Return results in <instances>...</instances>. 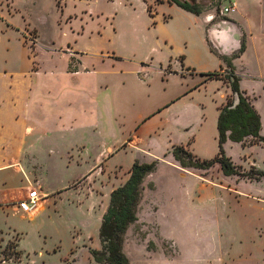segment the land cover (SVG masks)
<instances>
[{"label": "rangeland", "instance_id": "374dc122", "mask_svg": "<svg viewBox=\"0 0 264 264\" xmlns=\"http://www.w3.org/2000/svg\"><path fill=\"white\" fill-rule=\"evenodd\" d=\"M188 1L198 5L203 16L213 15L210 23L216 31L225 24L237 28L239 36L235 37L240 39V45L224 56L236 66L243 80L241 87L262 116L264 135V0H237L236 10L228 15L220 12L228 0ZM187 13L169 0H0V30H4L1 41L4 39L13 49L23 44L29 55L40 57H45L51 48L61 47L68 51L75 48L79 55L85 53L89 62L99 61L98 55L116 56L117 67L125 71L118 75L120 105L127 97L131 101L137 98L139 105L138 97L146 89L151 97L145 105L151 108L160 95L175 93L180 87L179 78L168 81L159 72L169 67L170 60L174 64L176 58L184 56L178 42L185 37L194 40L187 49L189 59L183 60L184 68H195L190 60L194 57L192 47L200 40ZM183 26L190 28L184 38L180 30ZM166 34L177 39L176 45L165 42ZM242 43L247 44V49L241 55ZM212 49L215 57L205 64L211 72L219 69L218 54L222 56L213 45ZM76 57L71 60L72 67L78 64ZM138 59L151 65L150 77L140 74L150 79L151 88L140 86L132 73L138 69L134 64ZM179 64L181 68L180 61ZM222 64L226 70L218 72L226 76L230 68L225 60ZM226 90L220 81H209L195 96L200 105H184L171 113V124L176 127L171 138L175 144L180 145L191 131V138L200 137L197 148L210 154V147L207 150L205 145H217L219 140L218 109ZM170 126L161 137L169 134ZM118 127L120 145L124 138L136 136L135 128L130 133L128 120L120 119ZM138 144L145 147L144 137L140 136ZM162 147V140L149 145L156 153ZM223 147L239 174L226 175L219 162L188 172L158 160L156 170L142 183L138 205L141 217L125 234L123 249L132 264H264V177L258 179L256 174V169L264 170V144L259 140L249 139L243 144L228 139ZM132 153L139 156L140 162L149 161L142 151L122 148L108 162L112 168L122 166L119 177H124L130 168ZM27 162L31 182L50 195L40 201L34 217L16 205L25 197V190L15 191L0 205V264H101L94 259L92 249L101 248V213L108 206L98 188L102 178L95 180L93 189L84 188L80 194H74L73 189L58 194L60 186L76 176L72 169L49 155ZM36 178H42L41 188ZM2 181L0 178V184Z\"/></svg>", "mask_w": 264, "mask_h": 264}, {"label": "crops", "instance_id": "0c3cea01", "mask_svg": "<svg viewBox=\"0 0 264 264\" xmlns=\"http://www.w3.org/2000/svg\"><path fill=\"white\" fill-rule=\"evenodd\" d=\"M186 11L188 12L186 16L193 21L197 31L195 34L200 40V44H195V48L192 47L194 57L190 60L195 68H184L183 60L189 59L190 54L187 49L191 47L194 39L184 38V33L190 28L183 26L180 30L184 39L179 40L178 46L181 47L180 53L184 56H181V59L176 58L174 64L170 60L169 67L161 68V73L159 72L166 76L168 81L169 78H179L180 87L175 93L160 95L151 108L145 105L151 97L146 89H143L138 97L139 105H137V98L131 101L129 97L120 105L117 87L121 82L118 75L124 74L125 71L117 67L118 57L98 55L99 61L89 62L86 60L85 53L79 55L75 48L68 51L65 47L51 48L45 57H40L38 54L29 55L30 51L26 46L21 45L20 38H17L21 45L19 49L11 48L4 39L1 41L3 28L0 30L2 43H0V178L3 180L0 184V205L8 201L15 191L25 190L26 196L29 188L37 189L43 195L42 200L49 197V192L47 190L43 192L40 187L43 185L42 178L35 180L41 190L30 179L32 171L27 159H34L40 155L61 159L64 166L72 169L76 174L70 181L61 185L56 193L66 194L73 189L76 190L74 194H80L84 188L93 189V183L100 177L102 178L101 186L98 188L101 190V198L107 201L108 206L112 191L127 181L134 162L141 161L137 154L132 153L128 165L130 168L124 172V177H119L122 166L115 165L112 168L108 162L122 148L146 153L149 161L143 162L161 160L160 164H163V161L166 164L170 162L188 172L198 169L181 166L172 154V149L178 144H175L171 138V133L176 127L171 124L173 122L170 115L178 107L200 105V100H195V96L201 92L202 88L207 87L209 81H220L227 87L223 94V102L218 109V114L220 113V107L227 103L228 97L232 95V89L229 82L210 77L208 73L226 70L222 66L223 56L237 50L240 39L235 37V35L239 36L235 26L225 24L223 28L216 31L211 28L208 16ZM13 27L20 31L19 27L15 25ZM220 30L225 32L221 33ZM168 36L169 34H166L165 37L168 39L165 42L169 41L176 45L177 39ZM183 44L186 45L182 47ZM212 45L222 56L218 54L219 69L211 72L205 64L215 57L216 52L213 51ZM246 49L247 44L241 55ZM74 56H78L76 57L78 64L72 67L71 60ZM179 61L181 68H179ZM134 64L138 69L132 73L136 74L138 84L151 88L150 79L140 77L142 72L145 77H150L148 68L151 65L145 59L134 60ZM233 71L240 78L241 90L249 96L247 90L241 87L243 80L237 73L235 65H233ZM131 102L135 105H130ZM120 119L128 120L129 129H132L130 133L134 128L136 133L135 137L124 138L122 141L124 143L121 145L118 141ZM168 125H171L169 134L164 135L163 138L161 136ZM190 134L192 132L188 131L184 135L180 145L202 159H211L206 158L208 156L216 157L220 149L219 140L217 145L216 143L205 145L206 149L210 147L208 155L197 148L196 144L200 137L195 136L197 138L194 140ZM140 136L146 141L145 147L138 144ZM158 140H162L163 147L159 153H156L149 148V145ZM88 158L91 159L90 162ZM18 180L19 184H17ZM25 180L29 184L24 185ZM108 206L104 207L102 217ZM26 214L34 217L36 212H26ZM138 217H141V208L138 210Z\"/></svg>", "mask_w": 264, "mask_h": 264}, {"label": "trees", "instance_id": "16d2710c", "mask_svg": "<svg viewBox=\"0 0 264 264\" xmlns=\"http://www.w3.org/2000/svg\"><path fill=\"white\" fill-rule=\"evenodd\" d=\"M177 3L184 9L196 14H201L198 5L188 0H169ZM245 50V43L241 44L240 53ZM230 68L229 74L221 76L219 72L208 73L210 77L223 79L229 82L232 95L228 97L227 103L220 107L218 116L219 152L216 157L202 159L189 151L183 145H177L172 153L183 167L206 169L216 162L221 163L226 175L239 174L238 167L227 156L223 147L226 140L246 143L250 140H259L264 144V135L261 134V115L251 102L250 97L240 88V78L233 71V65L228 56H223ZM238 102L234 104V97ZM158 160L152 162H140L136 160L130 170V176L121 186L111 193L110 203L104 213L101 227V248L92 249L94 259L101 264H132L124 252V239L128 228L138 220V205L142 195V183L144 178L156 170ZM242 174V173H241ZM257 178L264 177V170L256 169ZM19 258V255H16Z\"/></svg>", "mask_w": 264, "mask_h": 264}, {"label": "built area", "instance_id": "2783aa9c", "mask_svg": "<svg viewBox=\"0 0 264 264\" xmlns=\"http://www.w3.org/2000/svg\"><path fill=\"white\" fill-rule=\"evenodd\" d=\"M237 7V0H228L227 4L222 5L221 14L228 15L235 11ZM209 21L213 20V15L208 16ZM43 199V195L37 189L29 188L27 195L17 201V206L24 212L31 213L35 211L40 201Z\"/></svg>", "mask_w": 264, "mask_h": 264}, {"label": "water", "instance_id": "95a60500", "mask_svg": "<svg viewBox=\"0 0 264 264\" xmlns=\"http://www.w3.org/2000/svg\"><path fill=\"white\" fill-rule=\"evenodd\" d=\"M237 102H238V97L235 96V97H234V104H236Z\"/></svg>", "mask_w": 264, "mask_h": 264}]
</instances>
